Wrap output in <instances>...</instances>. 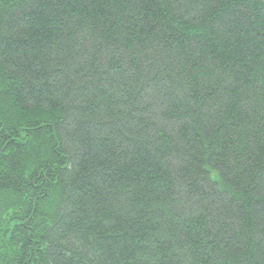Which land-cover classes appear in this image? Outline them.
<instances>
[{"label":"trees","instance_id":"trees-1","mask_svg":"<svg viewBox=\"0 0 264 264\" xmlns=\"http://www.w3.org/2000/svg\"><path fill=\"white\" fill-rule=\"evenodd\" d=\"M0 264H264V0H0Z\"/></svg>","mask_w":264,"mask_h":264}]
</instances>
